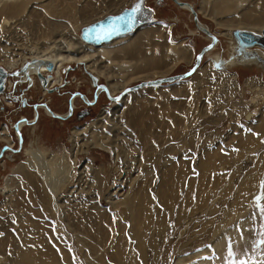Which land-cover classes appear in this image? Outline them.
<instances>
[{"label": "rangeland", "instance_id": "1", "mask_svg": "<svg viewBox=\"0 0 264 264\" xmlns=\"http://www.w3.org/2000/svg\"><path fill=\"white\" fill-rule=\"evenodd\" d=\"M8 1L11 0H0V4ZM44 1L29 0L23 14L27 20L16 21L10 27L0 31L1 68L5 67L9 71L4 63L7 59L21 60L23 57H29L32 49L38 45L46 46L56 41L59 42L58 39H63L60 42L68 46L64 41L70 39V32L74 33L75 40L79 38L81 42L80 29L93 21L85 20L82 25L75 27L70 17L66 16L73 9V5L77 6L76 9L79 11H82V8L88 11L91 9L89 12L95 10L94 17L103 19L109 15L106 12L109 7L106 5L102 7V1L106 4H119L117 6H122L123 10L130 7L129 5L136 0H131L132 3H123L122 0H46L51 2V6L57 8V11L63 12L61 17L44 8L42 5ZM157 1L159 3L156 5ZM180 1L192 4L199 14L200 23L220 39L218 45L202 58L201 66L197 71L204 68L208 71L207 82L198 85L196 72L192 77L183 81L144 88L142 91L125 95L121 102L111 104L104 92L94 100L96 89L92 86V81L85 74L86 71L82 65L66 64L62 69L67 67L72 69L67 70L65 75L62 74L63 79L67 81L62 88L51 94H44V89L36 85L38 89L27 92V97L32 98L30 102L48 104L60 116L68 115L71 111H69V105L73 104L75 99L74 106L71 105L72 114L66 119H60L45 116V112L40 111L39 121L34 129L36 136H33L29 129L22 131L23 139L20 148L16 145L19 140L12 128L13 123L16 124L14 121L17 117L33 120L35 110L33 111L30 107L22 109L14 102L12 96L10 98L5 96L9 100L8 104L0 97V130L4 125L8 126L12 140L16 139L13 151L8 149L0 157V189L4 188L7 178H14V183L16 181L19 185L17 187H21V190L25 192L21 209L16 211L19 212L18 215L28 217V220L34 224V227L26 224V230L29 229L26 235L28 234L31 239L37 237L39 240L40 237L44 244L55 246L57 256L63 262L67 261L69 264L94 263L92 246L95 245L101 231L107 241L105 247L101 248L106 257L122 254L120 256L123 264H175L178 258L193 255L206 248L213 251L214 242L221 233L226 232L229 226L242 228V223L251 227V235L242 239L237 245L228 239V244L231 242L234 250L246 252L249 256L255 254L258 259L264 254V249L258 252L252 247L254 241L259 238V226L264 222L260 218L255 202V197L259 195L264 182H258L261 184L254 197L255 203L251 207L252 211L241 212L240 208L231 211L237 189L245 182L248 173L255 171L253 173L255 177L260 176V172L264 173V160H260L264 155V147L262 151L257 152L255 157L251 158L249 153L245 152L246 138H244L252 132L250 125L256 123V118L264 109V94L252 88V85L257 82L264 84V69L260 66L245 68L242 65L231 67V69L224 68L220 63L226 61V57L230 55L229 39L227 40L224 36L226 26L217 25L212 17L202 12L203 0ZM231 2L233 5H238L236 0H231ZM255 2L256 5L262 4L261 0H255ZM239 4L243 3L239 2ZM243 5L239 8L240 10H245V6L249 3ZM144 8L152 12V17L146 21L151 24L143 27L165 28L163 31L165 36L161 40L163 45L169 47L181 45L192 53L191 63L181 62L175 65L167 76L185 73L192 66L197 53L210 42V39L198 30L190 12L179 8L171 0H145ZM230 15L222 13L219 14V18L223 21V18ZM72 16L74 17V13ZM233 17L238 19L239 14L236 13ZM62 19L66 20L62 24L68 25L64 34L50 35L48 33L50 31L47 32L48 25ZM48 35L55 39L45 38ZM81 44L89 47V51H94L93 47H98L83 41ZM159 49L156 47L157 53ZM260 49L264 48L260 47ZM71 50L79 53L76 47ZM22 52L26 55L23 56ZM215 57H220L222 62L214 61ZM112 68L119 71L116 64H113ZM93 74L98 75L97 72ZM99 81L100 84L107 85L103 77L99 78ZM141 81L143 80H132L126 83L124 88ZM119 93L120 91L113 96ZM131 95L139 96L137 100H140L136 103H140L143 109L145 107L142 110H146L144 121L148 126V132L151 131L148 136L151 152L141 148L139 141L133 140V136L128 134L126 118L120 117L117 112H115L117 114L113 113L116 109L121 110L122 114L125 113L132 105V100L128 101L124 107L123 101ZM10 101L12 105H9ZM92 102L93 104H88ZM116 105L118 107L113 109ZM248 114H252L251 120L248 119ZM106 115L104 125L95 127V122L99 118L104 120L103 116ZM75 130H80L79 137L74 138ZM90 131L94 132L99 139L105 137L114 139L118 149L116 148L115 151L113 146L110 149L93 147L90 141H86L91 138ZM183 131L185 133L180 136ZM127 136L131 139H126ZM37 137L40 143L36 141ZM241 138L243 139L242 144L240 143ZM260 140L264 143V137H260ZM31 144H34L33 148L41 149L45 153L48 163H56V166L60 168V178L58 177L60 183L56 188L54 213L49 211L50 209L35 204L29 198V192L27 194V187L22 185V180L15 174V170L30 159L25 151L30 149ZM3 145L6 148L10 147L6 142L0 141V147ZM85 145L89 147L86 146L87 151H82ZM206 146L211 151L219 149L217 151L219 153L211 163L212 170L207 174V182L202 184L197 164L200 159L215 157L211 153L206 155L208 152L204 151ZM166 159L168 162L165 163ZM259 162L260 166L263 165L260 169H258ZM181 163L183 165L179 167H183L185 177H182L180 172V177H174L169 183L170 188L176 191L175 200L173 198L170 202L161 195L163 191V187H160L162 169L165 164L168 166L166 172L168 177L176 168V164ZM124 176L136 178L134 186H141V189L148 194L149 200L143 201L147 222L143 227V234H140L141 241L136 236H132V226L135 221L131 219L129 209L121 204V198L124 195L121 191L124 192V190L121 188L120 180L125 178ZM219 176L221 178L217 182L216 178ZM255 186V184L252 185L247 196L255 192L253 191ZM115 188L121 189L120 192H116ZM113 198L120 203L115 204ZM6 200L5 195L0 192V233H2L0 237L7 236L9 233L13 239L12 245H14L16 241L21 242L19 231L22 221L17 219L16 211H11L10 207L4 205ZM251 213L256 214V219L253 222L250 218L248 224L247 216ZM231 214L234 215L231 216ZM35 223L39 228H36L37 230ZM209 245L211 247H208ZM13 252V246H9L4 254H0L2 259H6L1 264H15L11 261ZM242 258L246 257H237V259ZM112 259L107 258L104 264H112ZM191 263H195V260L187 264ZM224 264H228L227 254Z\"/></svg>", "mask_w": 264, "mask_h": 264}, {"label": "bare ground", "instance_id": "2", "mask_svg": "<svg viewBox=\"0 0 264 264\" xmlns=\"http://www.w3.org/2000/svg\"><path fill=\"white\" fill-rule=\"evenodd\" d=\"M122 2L132 3L131 0H122ZM239 2L243 4L249 3V5L245 6V10H240L239 8H241L244 5L239 4ZM42 3H43L42 5L44 8H46L48 11L53 12L56 16L61 17L63 15V12L57 11V8L51 6V2H47L45 0ZM255 3H256L255 0H251V1L250 0H241V1L236 0V4L238 5H233V2H231V0H203L201 10L203 13L204 12L207 13V16L212 17V19H214L217 22V25L226 26L227 29H226V32L224 33V36L226 37L227 40L229 39L228 40L229 41L228 42L229 43L228 45L229 53H230L229 58L231 59V61L233 59V61L239 60V62L241 63H248V64L257 63L259 66H261V68L264 69V51H263L264 49H260V47L257 45L250 47V48H246L245 51L257 50V52L259 53V56H258L259 59L258 60L244 59L242 55H239L236 53L235 48H234V41L232 37V32L236 29H243L245 31L251 30L252 32L253 31H255V33L257 32L258 34H260L261 31L264 29V3L260 2L262 3L260 5L259 4L256 5ZM2 4H0V31L5 30L6 28L10 27L16 21L23 22L25 21V19L27 20L26 16H23V14L25 12V8L29 4V0L28 1L27 0H11L5 4L4 3ZM101 5L102 7L103 5H106V7H109L108 11H106L107 13H109V15L119 13L122 10V6L120 7L117 6L119 4H114V5L111 3L106 4L105 2L102 1ZM72 7L73 9L71 11H72V14L74 13V17L72 16L71 11L68 12L66 16L70 17V20L72 23H74L75 27L82 25L85 20L93 21V23L101 20V19H97V17L96 18L94 17L95 10L93 12H89L91 9L88 11L82 8L81 9L82 11H79L76 9L77 6L75 7L73 5ZM192 8L194 9L195 13L197 14V18H198L199 14L197 10L194 7ZM78 9H79V6H78ZM182 9L189 11L187 7H182ZM222 13L223 14L227 13L229 15L230 14L232 15L228 17L226 16L227 18H223L224 20L222 21L219 18V14L221 15ZM236 13L239 14L238 19L233 17V15ZM28 15L30 14L28 13ZM93 17L95 19H93ZM63 21H66V20L62 19V20H59L57 23L49 24L48 25L49 29L47 30V32L50 31L48 33L52 36L53 34H56L57 36L60 34L61 35L64 34V32L67 30L68 25L65 26L64 24H62ZM144 23L140 24V26L143 25ZM203 25L204 24H201L198 18V22L196 24L198 30H200L199 27L204 28L216 37V44L211 49L213 50L218 45L220 39L217 38V36L213 32H211L208 28H206ZM163 31H165V28L159 27V26H146L143 28L140 27L138 29L136 28L130 34H126V35L117 37L115 39H112L111 41L108 42V44L103 43V45L100 44L102 46L98 45V47H93L94 51H89L88 50L89 47L82 46L81 44L82 41L80 42L79 38L78 40H75L73 37L74 33L70 32L71 34L70 39H68V41H64L68 44V46H64L60 42L63 39H58L59 42L56 41L54 43L47 44L46 46H40V45L36 46L35 49H32L33 51L29 55V57L28 56L23 57V59L21 60L20 59L12 60L9 58L7 59V62H4V63L10 72L12 70H15L21 67V65H23L25 62H28L29 60L30 61L34 60V63L30 64V66L27 68L26 73L20 74L17 78L18 79L27 78L28 80L32 81V80H36L37 73H40L43 76V79H42L43 82H45L47 86V88L44 89L45 90L44 92H47V90L49 89L62 86L63 78H64L62 74H64L65 72L64 70L65 68L62 69V67H64V65L70 64V63L78 64V66L82 65L83 69L86 72L91 73L93 77V81L92 79H90L92 81V85H93V82H96V84L99 85L100 84L99 78L101 77L105 79L107 85H104V86L108 90L109 95L113 98L114 96H116V95L113 96V94H115L118 91L122 93L123 90L125 89L124 88L125 84L132 80L142 79L143 81H149V80L156 79V77H161V78L168 77L167 74H169L171 70H173V67L175 68V65L181 62H186L188 64L191 63L192 53L187 48H184L181 45L169 47L161 43L162 38L165 36ZM50 35H48L45 38L55 39V38H52ZM207 39H210V38L207 37ZM89 45L93 46L92 44H89ZM75 47L79 49L78 54L74 53V51L71 50V48H75ZM156 47L160 48L159 49L160 51L158 53L156 52ZM211 50L206 52L204 56L208 55L211 52ZM25 55L26 54H24L23 56ZM95 56H98V57H95ZM213 60L216 62L217 61L222 62L220 57H217V58L215 57L213 58ZM47 61L52 63L53 65L52 70H47L44 64ZM103 61H106V63L105 62L102 63ZM227 63L228 62L224 61L220 64H223L224 68L230 69L231 67L228 68ZM113 64H116L118 66L119 71H116L114 68H112ZM200 66L198 67V69L200 68ZM215 66H216V63H215ZM198 69L195 71V73L198 71ZM93 72L95 73L97 72L99 76L97 74L96 75L93 74ZM196 74H197L196 80L198 81V85L202 84V82H207V80L209 79L208 71H206L205 68L201 69ZM235 76L236 75H234V77ZM4 80L5 81L7 80V76L4 78ZM155 87H159V86H155ZM144 88H148V87H143L136 91H140V90L142 91L144 90ZM252 88L264 94V84H259L257 82L256 84L252 85ZM136 91L129 92L127 94H130V93L132 94V93H135ZM103 92L104 91L102 89L96 88V97L98 98V95ZM127 94H124L121 97V99L118 101L109 100V102L111 104L114 102H121L122 99ZM0 97L1 98L3 97L2 98L3 100L5 99L6 101H9L5 98V95L3 93H0ZM137 98H139V96L131 95L130 97H128V99H125L123 101V107H124L127 105L128 101L132 100V105L128 107V110L126 109L127 111L125 113L122 114L121 110L116 109L118 105H116L113 108V109H116L113 111V113L114 114L118 113L120 117L126 118L127 126H128L127 131L129 132L128 134L131 137L133 136V140L139 141V145L141 148H145L147 152H151V147L149 146L150 138L148 137L150 135L149 132L151 131L148 132L149 130L148 126L145 124L146 121H144V118H145L144 113L146 110L143 111L145 107L143 109L140 103H136L140 100V99L137 100ZM74 102H75V99L73 101V104ZM73 104L72 106H74ZM46 106L47 107L45 108V111H44L45 116H49V117L55 116L54 118L59 116L61 117L60 119H65V116L54 115L53 110L48 107V104H46ZM72 106H71V111H70L71 114L73 112ZM36 108L37 109H35L34 112L39 115L38 109L40 108L38 106ZM70 112L68 113V115H71ZM68 115L66 116L67 118H68ZM103 117H104V120H101L99 118V120L95 122V127L104 125V122L107 119V115ZM252 117H253L252 114H248L249 120H251ZM34 123L35 122H31L27 119H24V120L19 119L16 122V124L13 125L12 128L15 130L19 138V136L22 137L21 133L24 130V128L26 126L27 127L31 126V124H34ZM35 127L36 126L32 125V128H30L33 136H36L35 131H34ZM250 127L252 128V132L247 134L244 137L246 138L245 152H248L251 158H253L256 156L257 152L262 151L264 147V143L260 142L261 141L260 137H264V109L259 113L258 117L256 118V123L255 124L253 123L252 125H250ZM90 133H91L90 134L91 138L87 139L86 141L88 142L90 141V144H92L93 147L101 148V149H110V147L113 146L115 151H116V148L118 149V147L115 146L116 141H114V139H110V137L99 139L98 137L95 136L94 132L90 131ZM184 133H185L184 131L181 132L180 136H182ZM8 134H9V130H4V133L0 134V141L4 143L6 142L10 146H14L13 142L11 141L9 137L8 138L4 137L5 135H8ZM79 134H80V130H75L74 138H76L77 136L79 137ZM125 138L128 139L129 137L127 136ZM125 138L123 137V139ZM36 141L40 143V139L38 137ZM242 142H243V139L241 138L240 143L242 144ZM86 146L88 145H85L81 150L87 151V148L89 146L88 147ZM33 147H34V144H31L30 149H27L25 151L26 154L29 155L30 159L27 160L24 163V165H22L21 167H18L15 170V174L19 176L20 180H22L23 182L22 185H25V187H27V190H28L27 194L29 192V198L35 204L41 205L44 208H47L48 210L50 209L49 211L54 213L55 206H56V202H55L56 188L58 184L60 183V180H58V177L60 174V170H59L60 168L58 165L56 166V163H48V159L46 158L45 153L41 149H38V148L35 149ZM8 149L13 151L11 148H6V150ZM218 150L211 151L210 149H207V146L204 147V151H208L206 155L211 153L215 157L213 158L206 157L207 159L205 160L200 159L197 164V168L199 169L201 173L200 181L202 184H205L207 182V174L208 172L212 170L211 163L214 161L216 157H218L217 155L219 153L217 152ZM0 155L2 156L3 152H1ZM261 159L264 160V155L263 157L260 158V160ZM148 162L151 163V161H148ZM166 162H168V159H166L165 163ZM139 164H142V163H139ZM180 165H183V163L176 164V168L173 170L170 176L168 175V177L166 173L168 170V166L165 164L162 169V178H161L160 187L161 188L163 187L162 189L163 191H161V195L165 198V200L169 199L170 202L173 198H174L173 200H175L176 191H174L173 188H170L169 183L174 177H180V172L182 173V177H185L184 175L185 173H183V167H179ZM262 166H260V162H259L258 169L262 168ZM223 169L224 168L222 167V170ZM148 172H151V171L148 170ZM253 173H255V171H251V174L248 173L245 182H243V184L237 189V195L235 197L234 203L231 206L232 208L231 211H235L238 208L241 209V212L245 210L252 211L251 207L255 203L254 197L257 194L258 188L260 186L259 184L264 182V173L260 172V176L257 175V177H255ZM128 174H130L129 171H128ZM63 175H65V173ZM220 178L221 176H219V178H216L217 182ZM13 179L14 178H7L5 180V186L3 189H0V192L4 194L5 197L7 198L6 203L4 205H7L8 207H10L12 209L11 211H16L17 209H21V202L24 199L25 192L21 190V187H17L19 185L16 184V181L14 183ZM221 181H223V179ZM258 182H261V183H258ZM135 183H136V178H132L130 176L129 177L127 176L123 178L122 180H120L121 188L122 190H124V192L121 191V194H124L122 195V198H121L122 199L121 204H123L127 209H129L128 213L131 219L135 221V224L132 226V236L133 237L136 236L139 239V241H141L140 234H143V227H145V223L147 222V213L143 205V201H148L149 199H148L147 192H145V190H142L141 186H138V187L134 186ZM253 184L256 185L253 190L255 192H252L251 195L247 196L249 194L248 192H250L248 190L252 187ZM122 186H125V187H122ZM114 190H116V192L117 191L120 192L121 189L119 190V188L118 189L115 188ZM114 198H113L114 200L113 202L115 204L120 203V201H116L117 199H114ZM244 205L246 206L243 207ZM18 213L19 212L17 211L15 212V214L18 216L17 219L22 221L20 224V231H19L21 235L20 236L21 242L16 241V243L12 245L11 241L13 239L11 238L9 233H7L8 234L7 236L0 237V254L1 255L4 254L9 249V246H13L14 252H13L11 261L15 264H64V263L69 264L67 263V261L63 262L59 258V256H57L55 246H51V244L50 245L44 244L41 241L42 238L40 237L38 240L37 237L34 239H31L28 234L27 236L26 232L27 230L29 231V229L26 230V224L27 225L30 224V227H34V224L30 220H28L29 219L28 217L26 218L24 216H21V214L18 215ZM233 215L234 214H231V216ZM252 216H253V213H251L250 216H247L248 224H249V219L252 218ZM230 218L232 219V217ZM36 228L38 227L36 226V223H35V229ZM31 229L32 228H30V230ZM250 229L251 227L250 226L247 227L245 223H242V228H239V226L237 227L229 226L226 229V232L221 233L219 238L214 242L213 251L206 248L203 251L195 252L193 255L178 258L175 264H187L191 260H195V263H191V264H224V260L226 259V254H227V249H228V239L232 241L234 245H237L238 243L242 241V239L248 238L251 235ZM218 231L219 230H217V232ZM99 235L100 236L98 237V240L95 242V245L92 246V254L95 260V262L94 263L92 262V264H104L107 258L108 259L113 258L111 260L112 264H123L124 262L121 261V256H120L122 254L120 255L118 254L115 257H112V256L106 257V255L102 253L101 248L105 247L106 245L105 242L107 241L105 240L106 237L101 233V231L99 232ZM44 248H45V251H43ZM117 252L119 253V251ZM206 257H212V259H206ZM259 259H264V254ZM3 260H6V259H2V257L0 256V264L2 263Z\"/></svg>", "mask_w": 264, "mask_h": 264}, {"label": "water", "instance_id": "3", "mask_svg": "<svg viewBox=\"0 0 264 264\" xmlns=\"http://www.w3.org/2000/svg\"><path fill=\"white\" fill-rule=\"evenodd\" d=\"M171 1L174 2V4H176L178 7H187L190 14L193 16V21L197 24V22H198L197 14L195 13L194 9L189 4L184 3V2H180L178 0H171ZM133 7H135V4H131L130 7L121 10L117 14L107 15L106 17H104L103 19H101L97 22H94V23L89 24L87 26H83L80 29V33H79L80 39L87 44H92V45L98 46V45L103 44V43H108L109 41H111L112 39H115L117 37H120V36H123L126 34H130L133 30L138 28L140 26V24L144 23L145 21L149 20V18H151L150 17V14H151L150 11H148L142 5H141V12L137 13V15H136V21L137 22L134 23L130 28H128L126 30H121L119 32H116L112 35L107 36L106 38H97V33H87V35H86V32L89 28L96 27L98 29L101 24L107 26L108 21L111 18L126 15ZM199 29L201 30L202 33H204L207 37L210 38V42L205 47H203L200 52L197 53L192 66H190V68L185 73L172 75V76H168V77H163V78H157V79L149 80V81L138 82L137 84H135L133 86L125 88L122 93L114 96L113 98L109 95L108 90L106 89L104 84L97 85L96 82H93L92 86L95 89L96 88L102 89L104 91L105 97L108 100L118 101L121 99V97L124 94L136 91V90L141 89L143 87H155V86H160L162 84H171V83L181 81L183 79H186V78L192 76L195 73V71L198 69V67L200 66L202 58L204 57V54L206 52H208L209 50H211L214 47V45L216 44V37L213 34H211L208 30H206L204 28L199 27ZM232 37H233V41H234V48H235V51L237 54L242 55L244 57V59H253V60L259 59L258 58L259 53L257 52V50L245 51V49L253 47L255 45L264 48V29L261 31L260 34L252 32V31H247V30L246 31L245 30H234L232 32ZM197 57H200V58L197 59ZM33 63H34V60H31V61L29 60L28 62H25L23 65H21V67H19L18 69H15L12 72H9L7 69L0 67V93L4 92L3 91L4 90L3 85H4V81H5L4 78L6 76L7 77L8 76L9 77H12V76L18 77L20 74H25L27 68L30 66V64H33ZM44 64H45L47 70H52L53 65L51 62L47 61ZM76 65L78 66V64H76ZM193 68H195V71H192ZM69 69H72V68L67 67L64 70H65V72H67V70H69ZM65 72H64V75H65ZM85 74L90 79H92V81H93V77H92L91 73L85 72ZM42 79H43V76L40 73H37V81H38L39 86L42 89H46L47 86H46L45 82H43ZM40 81H41V83H40ZM66 83H67V81L65 79H63L62 86L58 87V89L62 88ZM55 90H57V87H56V89L52 88V89L47 90V94H51V93L55 92ZM78 95L82 96L79 93H78ZM93 98H94V100L97 98L96 94L94 95ZM88 104H93V102L88 103ZM71 105H72V103L69 105V107H70L69 111L71 110ZM41 106L47 107L46 104H42ZM34 110H35V108H34ZM70 114H71V112H70ZM69 116L70 115H68V117ZM56 118H61V117L57 116ZM66 118L67 117L65 116V119ZM19 138L20 139L18 141V145L20 148L22 145V137L19 136ZM5 150H6V147H5V145H3L2 152H4Z\"/></svg>", "mask_w": 264, "mask_h": 264}, {"label": "snow or ice", "instance_id": "4", "mask_svg": "<svg viewBox=\"0 0 264 264\" xmlns=\"http://www.w3.org/2000/svg\"><path fill=\"white\" fill-rule=\"evenodd\" d=\"M141 3H137L135 7H133L126 15L118 16L111 18L108 21L107 26L101 24L99 28L96 27L89 28L87 33H97V38H106L109 35H112L121 30H126L130 28L134 23H136V15L141 12ZM200 57H197L199 59ZM219 67V65H217ZM195 71V68L192 69ZM256 207L258 209L260 218L264 221V183L261 185V191L259 195L255 197ZM256 214L254 213L252 216L253 222H255ZM2 235V233H0ZM242 235V234H241ZM258 239L254 241L252 247L256 249L258 252L261 249H264V222H262L259 226ZM208 247H211L209 245ZM238 256H243L246 258L237 259ZM228 264H264V259H258L257 255L253 254L249 256L246 252H240L238 249L234 250L231 242L228 244ZM206 259H212V257H206Z\"/></svg>", "mask_w": 264, "mask_h": 264}, {"label": "flooded vegetation", "instance_id": "5", "mask_svg": "<svg viewBox=\"0 0 264 264\" xmlns=\"http://www.w3.org/2000/svg\"><path fill=\"white\" fill-rule=\"evenodd\" d=\"M144 1L145 0H143V3H142V6L144 7ZM180 1V0H179ZM181 2H183V1H181ZM137 3H141V0H136V1H134L133 2V4H137ZM159 3V1H157L156 2V5ZM184 3H186V2H184ZM192 7H194L192 4H190ZM130 6V5H129ZM181 9H182V7H181ZM148 10V9H147ZM148 11H150V10H148ZM150 17H152V12L150 11ZM147 24H151L150 22L149 23H144L143 25H147ZM143 25H141V26H139L138 28H140V27H142ZM137 28V29H138ZM12 71H14V70H12ZM12 71H10V72H12ZM9 77V76H8ZM7 77V78H8ZM20 79V80H19ZM17 78V77H15V76H12V77H9V79H8V81L6 82V81H4V92H3V94L7 97L8 96V98H10L11 96L13 97V100H14V102H16L22 109H26L27 107H30L33 111H34V108L35 109H37L36 107L38 106L40 109H38V112H39V115L37 114V113H33V120H31V119H27V118H25V117H17V119L14 121V122H17L19 119H27V120H29V121H31V122H35L34 124H31V126H26L25 128H24V130H26V129H28L29 128V130H31L30 129V127H32V125H35L36 126V124L38 123V121H39V116H40V111L41 110H43V112L45 111V108L46 107H43V106H41L40 107V105H42L40 102L39 103H36L35 101H33V102H30L29 100L31 99L32 100V98L30 97V98H28L27 96V92H29V91H31L32 92V90H34V89H36L37 88V86H39V84H38V82L36 81V80H32V81H30V80H28L27 78ZM37 85V86H36ZM6 89H9V90H6ZM38 89V88H37ZM40 89V88H39ZM8 91V92H7ZM45 90H43V93L44 94H46L47 92H44ZM3 98V97H2ZM4 101L8 104V101H6L5 99H4ZM11 102V101H10ZM9 105H12V102L11 103H9ZM48 107L50 108V109H52L49 105H48ZM42 108V109H41ZM44 108V109H43ZM53 110V109H52ZM53 113H54V115H57L56 114V112H55V110H53ZM55 116H51V118H54ZM13 124H15V123H13ZM20 124V123H19ZM4 130H9V127L8 126H3L2 127V129L0 130V134H3L4 133ZM23 130V131H24ZM16 135H17V133H16ZM4 137H6V138H10L11 139V141L13 142V145L15 144V140L16 139H13L12 140V137H11V133L9 132V134L8 135H5ZM14 138V137H13ZM17 138H18V135H17ZM18 140H19V138H18ZM18 147H19V145H18V143L16 144ZM13 147L14 146H10V147H8V148H11V149H13ZM1 149H0V152L2 151V149H3V146H1L0 147ZM6 151V150H5ZM0 157H1V155H0Z\"/></svg>", "mask_w": 264, "mask_h": 264}, {"label": "crops", "instance_id": "6", "mask_svg": "<svg viewBox=\"0 0 264 264\" xmlns=\"http://www.w3.org/2000/svg\"><path fill=\"white\" fill-rule=\"evenodd\" d=\"M262 1V3H264V0H261ZM236 30H243V29H236ZM248 31H251V30H248ZM253 32H255V31H253ZM257 33V32H256ZM228 55V54H227ZM226 55V56H227ZM232 55V54H231ZM230 56L228 55V57H226L227 58V60H226V62H228L227 64H228V68L229 67H234V66H237V65H242V66H244L245 68H248V67H259V65L257 64V63H251V64H248V63H241V62H239V60H234L233 61V59H232V61H231V59L229 58ZM225 58V59H226ZM229 58V59H228ZM222 60V59H221ZM231 62H232V64H231ZM230 63V64H229ZM223 65V64H222ZM231 65V66H230ZM261 67V66H260ZM231 69V68H230Z\"/></svg>", "mask_w": 264, "mask_h": 264}]
</instances>
